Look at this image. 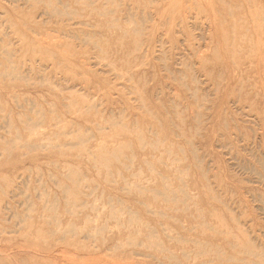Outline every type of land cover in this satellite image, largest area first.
<instances>
[{
  "label": "rangeland",
  "instance_id": "rangeland-1",
  "mask_svg": "<svg viewBox=\"0 0 264 264\" xmlns=\"http://www.w3.org/2000/svg\"><path fill=\"white\" fill-rule=\"evenodd\" d=\"M0 264H264V0H0Z\"/></svg>",
  "mask_w": 264,
  "mask_h": 264
}]
</instances>
